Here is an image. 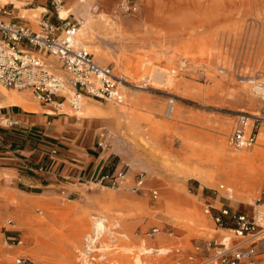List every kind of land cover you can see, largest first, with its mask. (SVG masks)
Listing matches in <instances>:
<instances>
[{"label": "rangeland", "instance_id": "374dc122", "mask_svg": "<svg viewBox=\"0 0 264 264\" xmlns=\"http://www.w3.org/2000/svg\"><path fill=\"white\" fill-rule=\"evenodd\" d=\"M63 1L59 10L80 4L78 0ZM87 1L94 8L93 17L118 24L117 30L90 42L106 53L110 63H100L96 49L87 50L98 64L114 67L123 79L120 87L124 95H140L144 101L142 118L133 121L108 115L121 104L91 100L104 115L88 121L97 122L98 132L102 128L112 131L114 139L109 150L120 169L127 172L128 185L143 174L145 190L133 194L128 186L92 185L82 198L69 201L23 196L0 182V264H91L84 253L85 237L96 230L97 220L104 219L109 230L95 233L104 234L102 247L117 248L108 264H137V257L140 264H178L174 256L154 253L151 257L143 249L181 247L192 252L196 245L224 234L205 214L207 205L257 217L258 225L264 227V95L254 89L255 83L264 88V0H250L245 7L225 13L184 10L169 0ZM126 5L131 8L126 9ZM33 13L23 11L20 16L38 21ZM85 20L86 16L71 12L64 23H78L81 28ZM34 30L39 31V27ZM78 35L79 39L80 32ZM82 42L78 44L86 48ZM120 59L129 74L118 67ZM145 66L166 73L175 70L172 79L176 86L150 77L142 80L141 75L148 72ZM0 90L18 91L1 85ZM18 92L38 103L31 91ZM170 108H175L172 116L167 115ZM66 111L80 117L69 108ZM255 116L260 118L257 143L236 149L230 137L237 122L241 117ZM151 150L176 166L198 159L205 162L202 169L208 173V182L202 183L192 172H171ZM224 153L248 156L238 165L237 179L246 199L230 197L228 188L234 183V169ZM134 159L145 164L133 169ZM149 169L159 177H152ZM154 191L159 194L157 199L153 198ZM108 193L112 198L100 205L94 202L97 196ZM118 220L123 224L132 222V229H116ZM119 231L130 239L119 235L113 244L111 238ZM259 248L261 254L254 262L242 264L263 262L264 236Z\"/></svg>", "mask_w": 264, "mask_h": 264}, {"label": "built area", "instance_id": "2783aa9c", "mask_svg": "<svg viewBox=\"0 0 264 264\" xmlns=\"http://www.w3.org/2000/svg\"><path fill=\"white\" fill-rule=\"evenodd\" d=\"M53 4L59 10L63 1L53 0ZM130 8L126 5V9ZM4 17L15 18L10 4H3L0 0L1 86L18 91L29 90L42 104L56 110L69 108L74 113L82 109L86 98L118 105L124 103L125 95L120 87L122 80L114 72V67L98 64L94 55L78 44L80 24L67 23L61 27L43 22L40 31L32 32L25 26L5 21ZM44 56L53 57L55 62L47 61ZM259 122L260 118L256 116L241 117L230 137V144L236 149L253 147L258 139ZM113 139L110 132L103 133L99 147L108 148ZM128 183L127 172L123 169L102 175L97 180V184L104 187L128 186L133 194L145 190L143 174L138 175L131 186ZM152 195L155 199L159 197L157 191ZM204 212L212 219L217 230L224 234L196 245L192 252L181 247L152 249L156 253L165 251L166 257L174 256L178 264H242L254 262L259 257L264 227L258 225L257 217L226 207L215 210L211 205H207ZM103 237L102 234L96 240L95 231L86 234L84 253L88 254L91 264H108L110 254L117 253L116 246L109 249L101 246ZM103 255L105 258H101ZM110 264L120 263L115 261Z\"/></svg>", "mask_w": 264, "mask_h": 264}, {"label": "crops", "instance_id": "0c3cea01", "mask_svg": "<svg viewBox=\"0 0 264 264\" xmlns=\"http://www.w3.org/2000/svg\"><path fill=\"white\" fill-rule=\"evenodd\" d=\"M17 1L22 3L20 7L8 3L15 18L4 17L5 21L32 32H38L36 27L40 31L43 22L61 27L67 24L53 0ZM23 11L34 12L38 21L21 17ZM45 59L55 62L53 57ZM13 92L0 90V182L4 186L32 198L75 201L87 188L97 186L100 176L120 169L109 150L111 146L99 147L102 134L113 135L111 130L102 128L98 132L97 122L88 121L91 117L72 116L67 108L56 110L38 100L36 103L26 93ZM27 104L31 109L25 108Z\"/></svg>", "mask_w": 264, "mask_h": 264}, {"label": "bare ground", "instance_id": "6f19581e", "mask_svg": "<svg viewBox=\"0 0 264 264\" xmlns=\"http://www.w3.org/2000/svg\"><path fill=\"white\" fill-rule=\"evenodd\" d=\"M111 1L112 0H108V2H111ZM169 1H171L174 4H176L180 9H184V10L187 9V10H192V11H209V12H214L215 11V12H218V13H225V12H228V11L238 10L240 8L245 7L247 4H249L251 2L250 0H169ZM13 2L16 3L17 5H21L22 4L20 1H17V0H14ZM93 9L94 8H90L89 2L87 0H84L83 3H80L79 5H77L76 7L72 8V9L60 10V16H61L62 19H66L71 12H73L77 16H81V15L82 16H86V20L84 22H82V27L80 28V26H79L78 33L80 32V38L78 39V36H79L78 35L77 36V41L78 42H82L83 41L84 43L83 42L82 43L86 46V48H84V47L83 48L86 49V50H87V48L96 49V55H97L96 58L98 59V61L100 63H110L111 62L110 58L106 55V53L104 51H102L99 46H92V43H90V42L93 39H95V37L98 38L99 36H103L102 34H108L109 32L117 30L118 24L117 25H116V23L107 24L106 22L103 21L101 16H99L98 19H96L95 16L94 17L92 16ZM95 11H97V10L95 9ZM122 62H123L122 59H120V61L118 62L119 63L118 67L125 74H129L130 73L129 68L124 67V63H122ZM184 63L185 62H183V64ZM136 65H138V64H136ZM144 65H147V62H145ZM143 69L148 71L147 72L148 75H147V73H144L143 75H141V79L142 80L146 81V79H148L150 77L152 80H155L156 82L164 83V82L167 81V83L170 86H172V87L176 86L175 85L176 82L172 79V76H175V74H176L175 70H172V71L166 73L165 71H162V70H159V69L155 70V68H149V67H146V66ZM252 78L253 77H250V79H252ZM248 82L252 83L251 81H248ZM261 86L262 85L260 83H258V84L255 83L254 84V89H255V91L257 93L264 95V88H263V86L262 87ZM141 88L143 89L145 87L141 86ZM13 94H17V92L14 91ZM128 94L129 93H127V92L125 94L126 95V101L125 102H128V103L127 104H124V103L121 104L118 109H115V110H113L112 113H109L108 115H110V117L113 116L115 118V116H117L119 119L123 117L126 120H129V119L131 120L132 119L133 121H138L140 118H142V115L140 113V108L144 106V101H143L142 96H140V95L132 96V94H130V95H128ZM91 100H93V99H90V98H86L85 99V101L83 103V108L79 111L80 118L87 119V118H90V117H94L96 115H100V116L104 115L103 113L100 112L101 108L97 104L93 103V101H91ZM25 108L26 109H31L30 105H28V104L25 105ZM174 112H175V108H170L169 113H167V115L168 116H172ZM145 149H148V148H145ZM151 152L154 153V156H156V158H158L160 161H162L164 163V165L171 170V172L172 171L179 172V173L192 172L191 175L198 176L197 178L202 183H207L208 182V177L206 176L208 173L205 172L202 169V168H204V163L205 162H203V161L198 159V160L186 163L187 165H190V166H187V165L186 166H176L168 158L163 157L161 155L160 156L157 155L153 150H151ZM224 155H226L227 162L230 164L232 169H234V172H233L234 180H232V181H234V183L231 181V183H233L232 184L233 186L228 188V191L231 194L230 197L233 198V199H236V200L237 199H246V196L243 195V193L241 191V188L239 187L240 185L237 182V179H238V177L240 175V173H239L240 168H239L238 165L241 164V163H244L245 161H247L248 160V156L247 155L233 156V155H230L229 153H224ZM144 164L145 163L142 160H140V159H134L131 162V166H132L133 169H135V167L138 166V165L143 166ZM149 172L152 175V177H156V178L159 177V174L156 171H154L153 169H149ZM221 188H224V186H221ZM108 198L109 199L112 198V194L111 193H108L107 195H102L100 197L97 196L96 199L94 198L95 199L94 202L97 205H100L101 203H103ZM118 201H120V200H118ZM260 219H261V217H260ZM106 222H107V220H105V219L101 220V221L97 220V222L95 224V226H96V230L95 231L97 233L98 232L101 233L100 230H103V229L109 230V228L105 226ZM101 225H102V228H101ZM114 227L116 229H118V230L126 229L127 231H130L132 229L133 225H132V222H124V224H123L121 221L118 220V222L115 224ZM79 235H81V234H79ZM101 235L102 234H96V236H97L96 240ZM119 235L122 236L123 238L130 239L128 235L123 234V233H121L119 231V234H113V236L111 238L112 240H114L112 242L113 244L116 242V240L118 241V239H119L118 236ZM92 242L93 243H97L98 241H95V242L92 241ZM112 247H107L105 245L103 248L109 249V248H112ZM144 247L142 245V248H144ZM143 251L142 252L144 254L150 255L151 257L155 256V254L164 255V253H165V251H163V250H161V252L156 253L155 250L150 249V248H144ZM139 252H141V251H139ZM111 254L115 255L116 253L112 252ZM136 255H137V253L135 254V256ZM139 255H140V253H139ZM106 256H107V254H106ZM101 258H105V255L101 256ZM262 259H263V262L259 263V264H264V255L262 256ZM135 260H136L135 262L137 264L141 263V260L139 259V257L135 258Z\"/></svg>", "mask_w": 264, "mask_h": 264}]
</instances>
